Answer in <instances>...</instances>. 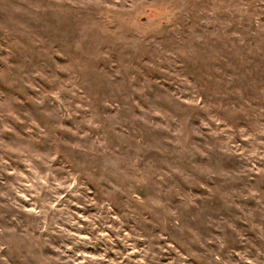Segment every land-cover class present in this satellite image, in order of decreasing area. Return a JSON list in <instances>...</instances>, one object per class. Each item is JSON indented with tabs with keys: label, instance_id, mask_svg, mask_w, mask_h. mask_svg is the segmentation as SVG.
I'll list each match as a JSON object with an SVG mask.
<instances>
[{
	"label": "rangeland",
	"instance_id": "rangeland-1",
	"mask_svg": "<svg viewBox=\"0 0 264 264\" xmlns=\"http://www.w3.org/2000/svg\"><path fill=\"white\" fill-rule=\"evenodd\" d=\"M0 264H264V0H0Z\"/></svg>",
	"mask_w": 264,
	"mask_h": 264
}]
</instances>
